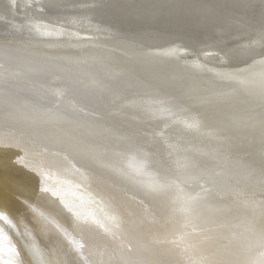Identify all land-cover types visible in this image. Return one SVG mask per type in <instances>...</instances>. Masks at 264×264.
<instances>
[{
    "label": "bare ground",
    "instance_id": "obj_1",
    "mask_svg": "<svg viewBox=\"0 0 264 264\" xmlns=\"http://www.w3.org/2000/svg\"><path fill=\"white\" fill-rule=\"evenodd\" d=\"M0 264H264V0H0Z\"/></svg>",
    "mask_w": 264,
    "mask_h": 264
},
{
    "label": "rangeland",
    "instance_id": "obj_2",
    "mask_svg": "<svg viewBox=\"0 0 264 264\" xmlns=\"http://www.w3.org/2000/svg\"><path fill=\"white\" fill-rule=\"evenodd\" d=\"M203 57V55H201Z\"/></svg>",
    "mask_w": 264,
    "mask_h": 264
}]
</instances>
